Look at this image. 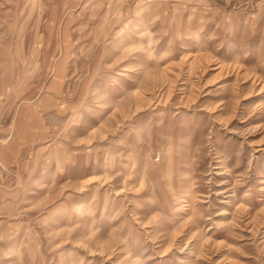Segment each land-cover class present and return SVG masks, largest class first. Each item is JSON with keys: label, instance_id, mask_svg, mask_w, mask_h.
Wrapping results in <instances>:
<instances>
[{"label": "rangeland", "instance_id": "374dc122", "mask_svg": "<svg viewBox=\"0 0 264 264\" xmlns=\"http://www.w3.org/2000/svg\"><path fill=\"white\" fill-rule=\"evenodd\" d=\"M0 264H264V0H0Z\"/></svg>", "mask_w": 264, "mask_h": 264}]
</instances>
